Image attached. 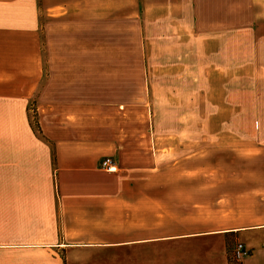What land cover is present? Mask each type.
I'll list each match as a JSON object with an SVG mask.
<instances>
[{
	"label": "crops",
	"instance_id": "0c3cea01",
	"mask_svg": "<svg viewBox=\"0 0 264 264\" xmlns=\"http://www.w3.org/2000/svg\"><path fill=\"white\" fill-rule=\"evenodd\" d=\"M33 3L0 0L20 8ZM30 14L28 29L0 16V264H229L227 237L264 234V180L257 197L244 198L227 190L214 195L212 176L201 175L205 190L211 187L201 204L191 186V153L180 174L179 138L191 132L151 123L152 105L161 112L175 104L174 90L167 102L159 94L156 101L146 94L69 99L64 81L48 77L54 66L42 63L37 13ZM44 75L46 99L37 102L42 140L28 107ZM107 156L116 173L100 169ZM238 180L220 177L215 186L239 189ZM198 211L206 216L200 223ZM244 264H264V246Z\"/></svg>",
	"mask_w": 264,
	"mask_h": 264
},
{
	"label": "rangeland",
	"instance_id": "374dc122",
	"mask_svg": "<svg viewBox=\"0 0 264 264\" xmlns=\"http://www.w3.org/2000/svg\"><path fill=\"white\" fill-rule=\"evenodd\" d=\"M33 4L36 7L0 5V16L28 29L32 27L28 17L36 11L42 63L54 66L48 77L52 73L64 81L66 97L110 101L124 94L133 98L146 94L156 101L159 94L167 102L174 90L175 104H165L161 112L152 105L151 123L191 132L179 141L182 163L191 153L190 165L197 169V184L191 186H196L198 202H209L205 191L211 193L201 175L212 176L214 195L215 190H227L229 195L254 198L262 192L264 0H35ZM44 79L45 75L28 107L30 126L42 140L37 102L46 99ZM192 95L196 102L191 105ZM189 144L194 145L192 152ZM224 176H239L240 188L215 186ZM241 204L238 201V207ZM217 217L213 215V220ZM205 218L204 212H197L198 223ZM227 244L229 264H236L232 257L236 246L243 244L250 256L264 246V234L232 235Z\"/></svg>",
	"mask_w": 264,
	"mask_h": 264
},
{
	"label": "built area",
	"instance_id": "2783aa9c",
	"mask_svg": "<svg viewBox=\"0 0 264 264\" xmlns=\"http://www.w3.org/2000/svg\"><path fill=\"white\" fill-rule=\"evenodd\" d=\"M99 167L106 173H116L118 171L117 163L115 162L114 158L110 156L104 157L101 160ZM233 256L237 259L236 261L240 263V260L249 256V251L244 248L243 244H239L236 246Z\"/></svg>",
	"mask_w": 264,
	"mask_h": 264
},
{
	"label": "trees",
	"instance_id": "16d2710c",
	"mask_svg": "<svg viewBox=\"0 0 264 264\" xmlns=\"http://www.w3.org/2000/svg\"><path fill=\"white\" fill-rule=\"evenodd\" d=\"M232 257H233V255H232ZM231 261V260H230ZM235 262H236V260H234ZM238 262V261H237ZM237 262H236V264H237Z\"/></svg>",
	"mask_w": 264,
	"mask_h": 264
}]
</instances>
